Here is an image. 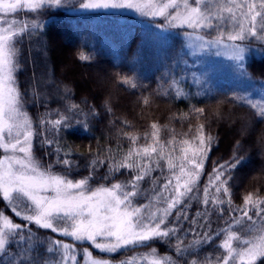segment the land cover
<instances>
[{"label": "snow or ice", "instance_id": "snow-or-ice-1", "mask_svg": "<svg viewBox=\"0 0 264 264\" xmlns=\"http://www.w3.org/2000/svg\"><path fill=\"white\" fill-rule=\"evenodd\" d=\"M69 3L71 0H0V200L5 202V209L23 221L14 222L0 209V264H77L78 256L83 264H264V196L249 192L241 205H234L229 187L232 170L244 157L234 154L230 161L216 165L201 193L200 177L216 143V138L205 132L203 123L196 126L192 140L179 141L178 155L173 147L177 143L175 135L167 145L160 138L163 129L173 131L167 125L153 122L151 132L144 134L146 140L150 136L151 142L141 146L136 145L139 136L124 133L131 141L126 152L117 155L119 143L116 149L98 146L86 165L88 175L71 178L80 166L69 158L71 151L60 146L63 133L74 123L88 128L87 117L98 115V111L92 106L85 112L81 104L71 100L72 89L67 84L58 85L56 91L62 93L64 111L56 109L58 118L54 120L48 118L50 112H45L34 122L27 111L26 97L31 95L34 102L51 97L38 90L35 80L30 92L22 91L17 73L22 68L24 40L31 39L43 25L4 18L22 9L31 13ZM79 8L131 10L141 16L163 18L160 28L189 30L181 34L191 51L184 53L182 48L181 54L196 56L197 51L215 50L216 55H228L237 61L242 72L246 71L245 53L250 50V45L243 42L255 40L264 44V0H84ZM255 54L264 56V47H257ZM80 59L90 57L81 54ZM176 63L179 65V60ZM183 63L187 64V59ZM191 75L196 84L207 79L196 72ZM185 79L184 75L177 77L169 72L167 88L175 89L173 98L190 95V91L180 87ZM121 82L137 87L133 78L121 77ZM46 83L54 81L49 79ZM163 84L162 80L158 90ZM249 95L234 93L233 99L255 109L264 120V100L253 101ZM82 103L87 104V100ZM143 103L147 105L149 98L145 97ZM191 113L201 117L205 109L193 106ZM77 116L85 120L76 119ZM180 118L188 119L189 114L182 113ZM34 141L40 149L52 148L44 155H54L55 159L46 162L38 156ZM57 166L61 171H56ZM105 166L100 177L103 182L93 185L97 170ZM122 170L130 172L129 178L116 180ZM157 170L160 175L153 176ZM145 181L147 188L142 186ZM141 200L147 202L139 203ZM192 201L204 208L195 214L204 220L202 232L191 227L184 231L181 227V222L188 220ZM225 209V226L213 230V211L224 218ZM191 223H197L196 219ZM41 229L70 238L72 243L41 236ZM190 233H194L193 239L185 243ZM221 236L222 242L215 247L222 251L201 256V249ZM157 241L167 245L174 255L161 254L150 247ZM86 242L106 255L134 248L149 250L113 262L95 257L88 248L77 249V243Z\"/></svg>", "mask_w": 264, "mask_h": 264}, {"label": "trees", "instance_id": "trees-1", "mask_svg": "<svg viewBox=\"0 0 264 264\" xmlns=\"http://www.w3.org/2000/svg\"><path fill=\"white\" fill-rule=\"evenodd\" d=\"M77 2L78 0H71V3L60 8L45 7L37 12L18 13L20 20L38 21L43 25L31 39L24 40L22 68L17 73L22 91L30 92L35 80L38 90L44 93L45 97H51L47 100L41 98L36 102L32 100L31 95L26 97L27 111L33 121L37 122L45 112H50L48 118L54 120L58 118L56 109L64 111L65 101L60 99L62 93L56 91L58 85L64 84L73 91L71 100L81 104L85 112L92 106L98 111V115L87 117L88 128L73 122L74 127L63 133L60 146L64 151L70 150L72 154L69 158L80 166L73 171L71 178L79 179L88 175L89 169L86 165L98 146H111L116 149L119 143L120 152L117 155L126 152L131 141L124 133L139 136L136 145L141 146L151 142L150 136L146 140L144 134L151 132L150 125L153 122L161 126L167 125L173 131L163 129L160 138L167 145V141L175 135L177 143L173 147L178 155L179 141L192 140L196 126L203 123L205 132L211 133L216 138V143L208 154L200 177L201 193L213 168L230 161L235 154L244 157V160L231 173L229 187L234 205H241L243 196L249 192L264 196V120L256 115L255 109L233 99V94L239 92L230 85L196 92L195 85L184 83L185 90L190 91V95L173 98L175 89L167 88L169 72H174L179 77L190 69L183 63V60H188L190 56L181 54L182 48L184 53H188L184 37L178 34H163L153 25L142 22L130 13L79 12L74 8ZM245 42L254 46V51L247 56L245 62V72L252 85L248 88L254 90L256 86L264 87V56L255 54L256 48L264 47V44H257L255 40ZM81 54L89 56L90 59H80ZM121 77L133 78L137 87L122 83ZM49 79L54 83H46ZM162 80L164 84L158 90ZM189 81L190 79L186 83ZM166 90L169 95L160 94ZM145 97L149 98L147 105L143 103ZM85 99L87 104L82 103ZM193 106L204 108L205 115L197 117L191 113ZM217 112L219 116L216 115ZM182 113H188L189 118H180ZM76 119L83 121L85 117L77 116ZM123 121H127V124ZM34 150L46 162L55 159L54 155H44L45 151L52 152V148L40 149L35 144ZM56 171H61V168L57 166ZM105 171L106 166L99 168L91 183H102L100 177ZM152 175L159 176L160 172L157 170ZM129 176V171L122 170L116 180H126ZM142 186L147 188L148 182L145 181ZM144 202L147 201H139ZM4 203L0 200V209L16 222L23 223L10 210L4 208ZM198 210L204 211V208L197 201H192L187 211L188 220L181 222L184 231L190 227L198 232L204 230L200 227L204 224L203 218L195 216ZM227 214L225 209L224 218H221L213 211L210 218L213 230L225 226L224 219ZM193 219H196L197 223H191ZM33 230H36L34 226ZM39 234L72 243L70 238H64L50 230L41 229ZM193 236L194 233L188 234L184 242L187 243ZM221 239L222 236L217 237L211 244L202 248L201 256L205 253L215 255L222 251L215 247L220 244ZM171 243L174 244L175 240ZM76 247L88 248L94 256L111 261L130 259L138 252L149 250L134 248L106 255L93 250L89 243H77ZM150 247L157 248L161 254L174 255L167 245L158 241L151 243ZM40 251L43 252V248Z\"/></svg>", "mask_w": 264, "mask_h": 264}, {"label": "rangeland", "instance_id": "rangeland-1", "mask_svg": "<svg viewBox=\"0 0 264 264\" xmlns=\"http://www.w3.org/2000/svg\"><path fill=\"white\" fill-rule=\"evenodd\" d=\"M81 2H84V0H78V2L76 3V6H74V8H76V10L79 12L80 11L81 12L82 11H107V12H117V13L118 12L119 13H130V14L137 16V18L140 19L142 22L153 25V27L158 29L163 34H171V35L172 34H178V35L184 37L181 33L184 31H189L188 29L160 28L159 25L164 23L163 18H152V17L141 16L138 13L131 11V10L80 9L79 3H81ZM20 12L25 14L28 11L22 9V10L18 11L16 14H7L4 18L7 20L16 19V20L20 21L19 15H18V13H20ZM211 34L215 35V32L214 33L212 32ZM184 39H185V37H184ZM243 43L250 45V50L245 53V61H244V66H245L247 56L254 51V46L248 42H243ZM186 49H187V52L190 53L191 50L188 49L187 47H186ZM189 56L190 57L187 60L188 61L187 65L190 67V69L188 68L184 74V76L189 75V76H186L189 78L182 80L181 81L182 85H180V87H182L183 91H186L184 83L189 84L190 86L195 85L196 86V92L198 90L202 91V92L210 91V89L217 87V86L221 87L222 85H230V86L234 87L239 92V94H242V95L250 94L248 98L253 100V101L264 100V87L263 86L262 87L256 86L254 88V90H251L250 87L248 88V86H252L249 79H248L249 78L248 74L245 71L242 72L241 70H239L237 68V61L231 59L228 55H216L215 50H214L213 52H204V53L197 51L196 56H192L190 54H189ZM193 72H196L198 75L203 74L204 76L207 77V79L205 80V82L203 84H196L193 82L192 75H191ZM188 79H190V81H189V83H186V81ZM189 89L190 88H188V90ZM35 144H36V142L34 141V149H35ZM0 151L2 153L3 150L0 149ZM5 214L9 215L8 213H5ZM11 218L13 219V217H11ZM14 222H16V221L14 220ZM16 223H20V222H16ZM222 239H223V236H222ZM222 239H221V242H222ZM65 242L70 243L69 241H65ZM77 249H80V248H77ZM92 249L95 250L94 248H92ZM96 251L100 253L99 250H96ZM142 252H144V251H142ZM132 256H134V255H132ZM104 259H106V258H104ZM79 260H81V262H79ZM118 261L119 260H115L113 262H118ZM77 264H83L82 257L80 258V256H78Z\"/></svg>", "mask_w": 264, "mask_h": 264}]
</instances>
